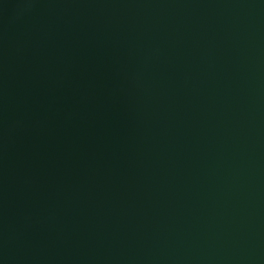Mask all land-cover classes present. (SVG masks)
<instances>
[{"label": "water", "instance_id": "1", "mask_svg": "<svg viewBox=\"0 0 264 264\" xmlns=\"http://www.w3.org/2000/svg\"><path fill=\"white\" fill-rule=\"evenodd\" d=\"M0 264H264V0H0Z\"/></svg>", "mask_w": 264, "mask_h": 264}]
</instances>
